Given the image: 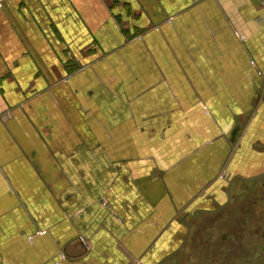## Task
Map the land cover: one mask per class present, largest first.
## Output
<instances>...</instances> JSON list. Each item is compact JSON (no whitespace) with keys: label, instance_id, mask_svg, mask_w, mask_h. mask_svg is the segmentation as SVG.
<instances>
[{"label":"crops","instance_id":"0c3cea01","mask_svg":"<svg viewBox=\"0 0 264 264\" xmlns=\"http://www.w3.org/2000/svg\"><path fill=\"white\" fill-rule=\"evenodd\" d=\"M256 190L264 0H0V264H175Z\"/></svg>","mask_w":264,"mask_h":264},{"label":"rangeland","instance_id":"374dc122","mask_svg":"<svg viewBox=\"0 0 264 264\" xmlns=\"http://www.w3.org/2000/svg\"><path fill=\"white\" fill-rule=\"evenodd\" d=\"M254 194H258L255 195L258 201L254 204L256 216L259 220L258 237L252 236L251 229L253 225L251 223L241 220V225L239 219L236 220L235 216L239 213L236 212L235 204H232L226 210L215 214L221 215L219 219L199 222L197 224L179 252L175 264H206L209 261L210 264H235V261L231 257L234 256L232 252L236 250L237 246L234 247L231 243L237 244V242L242 245V250L240 251H242L244 264H250L249 255L254 250L258 251L255 248L257 244L255 239L260 241V264H264V196H261L260 194L262 193H258V190ZM247 197L250 198L248 195ZM248 204H245V208L250 207ZM195 234L196 236H194ZM238 234L243 235L239 237ZM203 251L211 253V255L206 256L209 258V261H207L205 254V258L203 257L202 259V255L199 253ZM225 253L228 254V258L223 257ZM245 256H249V258H245Z\"/></svg>","mask_w":264,"mask_h":264},{"label":"flooded vegetation","instance_id":"af4514ba","mask_svg":"<svg viewBox=\"0 0 264 264\" xmlns=\"http://www.w3.org/2000/svg\"><path fill=\"white\" fill-rule=\"evenodd\" d=\"M231 245H233L234 247L237 246L236 250L234 252H232L234 254V256L231 257L235 261V264H242V263L244 264L243 256L241 254L242 251H240V250H242V245L240 243L238 244V242H237V244L231 243ZM257 247H258V244L255 245L256 249H258ZM257 253H258V251L254 250V251H252L251 255H249L250 258H249V256H245V258H249L250 264H260V256H258ZM199 254L202 255V259L204 257V254H205V257L208 255H211L210 252H206V251L200 252ZM223 257L228 258V254L227 253L223 254ZM206 259H207V261H209L208 257H206ZM206 264H210V261H209V263H206ZM231 264H234V263H231Z\"/></svg>","mask_w":264,"mask_h":264},{"label":"built area","instance_id":"2783aa9c","mask_svg":"<svg viewBox=\"0 0 264 264\" xmlns=\"http://www.w3.org/2000/svg\"><path fill=\"white\" fill-rule=\"evenodd\" d=\"M253 64H254V63H253ZM103 204H104V205H107V204H108V202H107V201H104V202H103Z\"/></svg>","mask_w":264,"mask_h":264}]
</instances>
